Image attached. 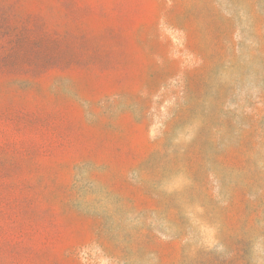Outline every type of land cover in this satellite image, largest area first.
<instances>
[{"label":"rangeland","instance_id":"rangeland-1","mask_svg":"<svg viewBox=\"0 0 264 264\" xmlns=\"http://www.w3.org/2000/svg\"><path fill=\"white\" fill-rule=\"evenodd\" d=\"M0 264H264V0H0Z\"/></svg>","mask_w":264,"mask_h":264}]
</instances>
